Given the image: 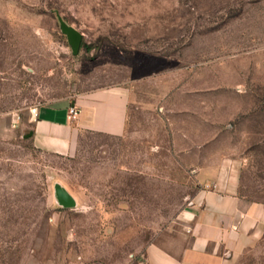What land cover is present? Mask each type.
Returning a JSON list of instances; mask_svg holds the SVG:
<instances>
[{"label": "rangeland", "instance_id": "rangeland-1", "mask_svg": "<svg viewBox=\"0 0 264 264\" xmlns=\"http://www.w3.org/2000/svg\"><path fill=\"white\" fill-rule=\"evenodd\" d=\"M110 85L133 93L123 134L33 145L34 108ZM224 164L264 202V0H0V264L178 254L196 167Z\"/></svg>", "mask_w": 264, "mask_h": 264}, {"label": "crops", "instance_id": "crops-1", "mask_svg": "<svg viewBox=\"0 0 264 264\" xmlns=\"http://www.w3.org/2000/svg\"><path fill=\"white\" fill-rule=\"evenodd\" d=\"M132 101L129 87L110 85L38 106L32 119V143L42 151L71 156L82 131L121 135ZM72 106L75 114L69 111ZM196 172L202 182L181 212L188 231L185 245L174 254L149 243L144 264H248L242 259L247 253L262 257L264 202L238 193L231 165H198Z\"/></svg>", "mask_w": 264, "mask_h": 264}, {"label": "water", "instance_id": "water-1", "mask_svg": "<svg viewBox=\"0 0 264 264\" xmlns=\"http://www.w3.org/2000/svg\"><path fill=\"white\" fill-rule=\"evenodd\" d=\"M58 21H59V26H60L61 31L67 37L68 43L72 49V53H74V54L77 53L79 46H80L82 34L77 29H75L74 27H72V26L68 25L66 22H64L62 18L58 17ZM56 194H57L59 199L67 200L68 202H71L70 197L68 195H66L59 188L56 189Z\"/></svg>", "mask_w": 264, "mask_h": 264}, {"label": "built area", "instance_id": "built-area-1", "mask_svg": "<svg viewBox=\"0 0 264 264\" xmlns=\"http://www.w3.org/2000/svg\"><path fill=\"white\" fill-rule=\"evenodd\" d=\"M35 110H36V109L34 108V109H33V112H35ZM69 111H70L71 114H75V113L77 112V110L74 108V106L70 107V108H69Z\"/></svg>", "mask_w": 264, "mask_h": 264}, {"label": "trees", "instance_id": "trees-1", "mask_svg": "<svg viewBox=\"0 0 264 264\" xmlns=\"http://www.w3.org/2000/svg\"><path fill=\"white\" fill-rule=\"evenodd\" d=\"M60 190H62V189H60Z\"/></svg>", "mask_w": 264, "mask_h": 264}]
</instances>
